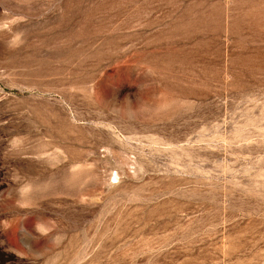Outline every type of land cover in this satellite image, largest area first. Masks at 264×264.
<instances>
[{
    "label": "rangeland",
    "instance_id": "374dc122",
    "mask_svg": "<svg viewBox=\"0 0 264 264\" xmlns=\"http://www.w3.org/2000/svg\"><path fill=\"white\" fill-rule=\"evenodd\" d=\"M0 264H264V0H0Z\"/></svg>",
    "mask_w": 264,
    "mask_h": 264
}]
</instances>
